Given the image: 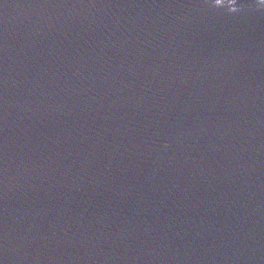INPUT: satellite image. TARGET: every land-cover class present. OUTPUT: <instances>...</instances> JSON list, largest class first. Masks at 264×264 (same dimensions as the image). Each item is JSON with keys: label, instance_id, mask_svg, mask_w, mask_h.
Here are the masks:
<instances>
[{"label": "water", "instance_id": "obj_1", "mask_svg": "<svg viewBox=\"0 0 264 264\" xmlns=\"http://www.w3.org/2000/svg\"><path fill=\"white\" fill-rule=\"evenodd\" d=\"M0 264H264V0H0Z\"/></svg>", "mask_w": 264, "mask_h": 264}]
</instances>
